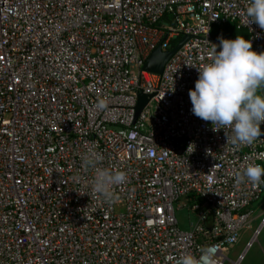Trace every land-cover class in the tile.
Instances as JSON below:
<instances>
[{
    "label": "built area",
    "instance_id": "obj_1",
    "mask_svg": "<svg viewBox=\"0 0 264 264\" xmlns=\"http://www.w3.org/2000/svg\"><path fill=\"white\" fill-rule=\"evenodd\" d=\"M247 6L0 0V264H176L206 248L225 264L264 185V176L235 178L264 167V135L234 146L230 130L193 115L188 93L219 45L212 26L246 29L264 52ZM185 35L160 74L143 68L158 45L167 51ZM139 91L149 98L135 118ZM90 149L100 167L127 175L114 204L92 191L94 172L82 167ZM182 198L194 214L186 230L176 217Z\"/></svg>",
    "mask_w": 264,
    "mask_h": 264
},
{
    "label": "clouds",
    "instance_id": "obj_2",
    "mask_svg": "<svg viewBox=\"0 0 264 264\" xmlns=\"http://www.w3.org/2000/svg\"><path fill=\"white\" fill-rule=\"evenodd\" d=\"M245 14L249 25L255 23L264 30V0H248ZM213 45L210 63L196 67L198 79L188 93L191 111L201 120L211 122L214 132L230 130V142L234 146H250L264 135L261 130L264 123V52L252 50L251 40L242 36L234 40L220 38L219 45ZM97 108L106 109V102H99ZM102 160L101 153L90 149L82 156V167L85 172H94L92 191L114 204L119 199L114 189L127 182V175L100 167ZM262 176L264 167L249 165L242 174H237L235 183H244L246 178L250 183L259 184ZM214 256L212 248H206L199 259L191 254L182 255L176 264H214Z\"/></svg>",
    "mask_w": 264,
    "mask_h": 264
},
{
    "label": "rangeland",
    "instance_id": "obj_3",
    "mask_svg": "<svg viewBox=\"0 0 264 264\" xmlns=\"http://www.w3.org/2000/svg\"><path fill=\"white\" fill-rule=\"evenodd\" d=\"M188 201L182 198L176 206V217L179 227L183 230L188 229L189 222L194 220V214L187 208ZM264 205V203H263ZM257 208L254 212V219L251 221L250 227L241 230L238 241L232 245L226 252L227 261L225 264H232L239 256L241 259L238 264H264V226L256 235L252 243L247 247L253 232L259 226V214L264 212V206Z\"/></svg>",
    "mask_w": 264,
    "mask_h": 264
},
{
    "label": "water",
    "instance_id": "obj_4",
    "mask_svg": "<svg viewBox=\"0 0 264 264\" xmlns=\"http://www.w3.org/2000/svg\"><path fill=\"white\" fill-rule=\"evenodd\" d=\"M186 39H188V36H183L174 47L167 51H161L160 46L158 45L148 56L147 60L143 65V68L150 72L160 74L166 61L175 53V51L181 46V44ZM148 98L149 96L142 94V92L140 91L138 92L137 105L135 107V118L141 111L144 104L147 102Z\"/></svg>",
    "mask_w": 264,
    "mask_h": 264
},
{
    "label": "trees",
    "instance_id": "obj_5",
    "mask_svg": "<svg viewBox=\"0 0 264 264\" xmlns=\"http://www.w3.org/2000/svg\"><path fill=\"white\" fill-rule=\"evenodd\" d=\"M168 16H164V19L167 18ZM211 36L212 39L219 44L220 38L223 39H229V40H234L237 36H242L246 40L248 39V33L246 29H237L234 24L232 23H226L223 25H214L211 28ZM171 45L174 47L176 45V41L173 40ZM264 133V131H263ZM264 202V185L262 188L261 196L257 202H255L251 207L253 209H256L259 204Z\"/></svg>",
    "mask_w": 264,
    "mask_h": 264
},
{
    "label": "crops",
    "instance_id": "obj_6",
    "mask_svg": "<svg viewBox=\"0 0 264 264\" xmlns=\"http://www.w3.org/2000/svg\"><path fill=\"white\" fill-rule=\"evenodd\" d=\"M263 203H264V202H262L261 204H259V205L257 206V208H261L262 205H263ZM263 206H264V205H263ZM257 208H256V209H257ZM263 208H264V207H263ZM262 213H263V212H262ZM258 216H259V215H258Z\"/></svg>",
    "mask_w": 264,
    "mask_h": 264
}]
</instances>
